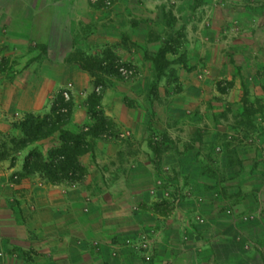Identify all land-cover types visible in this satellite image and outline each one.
<instances>
[{
  "label": "crops",
  "instance_id": "1",
  "mask_svg": "<svg viewBox=\"0 0 264 264\" xmlns=\"http://www.w3.org/2000/svg\"><path fill=\"white\" fill-rule=\"evenodd\" d=\"M206 8L214 11L210 30L192 37L191 23L200 26L192 12ZM180 28V50L164 55L182 57L174 63L178 95L162 111L157 103L127 106L106 89L100 109L119 136L93 140V152L79 158V182L23 173L28 153L57 144V134L17 151L12 163L0 160V264H264V101L251 118L255 144L240 141L221 112L239 107L243 92L264 98V0H114L109 9L88 0H0V138L19 136L14 125L25 115L49 113L63 89L72 102L63 129L86 126L82 97L92 77L67 59L108 48L146 75L155 72L149 55ZM158 80V90H170ZM150 134L164 140L159 165ZM164 167L203 201L162 209L149 192ZM196 213L203 223L194 224ZM142 230L153 233L150 262L133 249Z\"/></svg>",
  "mask_w": 264,
  "mask_h": 264
},
{
  "label": "rangeland",
  "instance_id": "2",
  "mask_svg": "<svg viewBox=\"0 0 264 264\" xmlns=\"http://www.w3.org/2000/svg\"><path fill=\"white\" fill-rule=\"evenodd\" d=\"M193 5H199L201 3L204 2V0H191ZM193 17L199 18L200 19V26L199 24H195L194 22L191 23L192 24V28H190V31L192 32V37L196 34V32L201 29L204 30V32H208L210 30V23H209V18H211L212 13H214L213 10L210 11L209 8L205 9H201V10H197V11H193ZM213 29V28H211ZM182 31L183 28H180L179 30L177 29L176 32H171V34L173 35H167L169 37H166L165 41L161 43L159 50H165L166 52H175L180 50L181 48V38H182ZM193 41L192 43H194V39L191 40ZM219 43V42H218ZM106 51H111L110 49L106 48L103 49L101 56L103 55V53H105ZM112 52V51H111ZM158 52V50L155 52H153L154 54H150L148 59L149 62H151V64H153V58L155 56V54ZM113 53V52H112ZM114 54V53H113ZM115 55V54H114ZM101 56H96V57H101ZM86 57H91V56H86ZM115 57L120 61V59L115 55ZM84 59L85 57H82L80 55V53L76 52L72 54V58L71 59H67V61H74V60H78V59ZM168 64L163 61L162 66H156V70H154L155 72H150L148 74H140L137 71V68L133 65H131L130 63H123V68L127 70L126 74H122L121 72H119L118 70V74H101V73H95V75L92 77V89L91 92L89 93V95L85 98L82 97L84 100V103L86 104V109L89 105H91V102H94V110L98 111L100 109V104H99V98L101 97V95L104 93V91L106 89H110L114 92H116L120 97L123 98L124 103L127 106H134V104L138 105L139 107H143L145 106V104H149V106H151L153 103H157L158 107H160L162 109V111L164 110V107L166 106L168 101V97L170 96V98L172 97V101L176 98V96L179 93V74L177 72L174 66V63H178V64H182V57H178L176 59H168ZM121 62V61H120ZM79 63V62H78ZM201 62H198V64H200ZM80 64V63H79ZM176 64V65H178ZM153 65V69H154ZM116 66H114L115 68ZM204 67V66H202ZM196 69V67H195ZM197 70V69H196ZM195 70V72H196ZM161 73L163 74V76H161L160 78H157V73ZM140 74V75H139ZM203 75L205 76V72L204 70L201 72L200 75L196 76V78H198V80H202ZM137 78H138V86H137ZM160 79V80H158ZM161 81L163 84H170L169 88L170 90L164 89V90H158L157 89V85L156 82ZM140 81H142L141 83H139ZM136 84V85H134ZM218 87L220 90L225 91L227 89V86L229 85V82L227 81H217ZM164 86V85H162ZM62 91H66L68 93L69 98L68 99H64L65 102L70 103V106L72 104L71 102V91L67 90V89H63L58 91L51 104L56 100L57 94ZM246 99V103H247V107H249L250 111L253 112L254 114L252 115V117L258 113L262 112L263 109V105L262 102L264 101V98L261 99H254L253 101L248 100L247 96H246V92H243L242 94V98L240 99V106L239 107H231V106H224L221 108V112L227 114L229 116V120H230V124L231 125H235V129L240 130V137H242V140L240 139V141H244L245 143L248 144H255L256 142V138L254 136L253 133H255V129L257 128L258 125H255L252 123V117L249 119V122H247L244 113H243V99ZM60 106V105H59ZM153 106V105H152ZM152 106L150 107L152 110ZM71 110V107H70ZM62 113H66L67 112V108L63 109L61 111ZM103 113V112H102ZM146 113L148 116H150L151 111L146 110ZM88 116V113H87ZM89 123L86 126L83 127H88L89 125H91L93 123V119L89 118ZM111 122V121H110ZM112 123V122H111ZM113 125V123H112ZM149 132L151 133L152 131L149 130ZM252 133V134H250ZM119 132L117 133V131L114 128L113 125V129L111 130V132H107V139L108 138H116V135H118ZM119 136V135H118ZM10 138H16V137H6L3 140H1V142L6 144V149H12L13 146L9 143ZM151 144V146L155 145V146H159L162 150L163 148V144H164V140L162 138V136L158 135V134H150L149 136V145ZM150 146V147H151ZM45 148H50L49 145H47L46 147L41 146V149L44 150ZM152 150V149H151ZM0 151L2 152V149L0 148ZM153 153V151H152ZM161 152L158 155H155L153 153V157H152V163L155 165H159V161L161 159ZM178 171L176 170L175 172L170 171V169H167V167H164L163 170L160 171V173L158 172L159 176H157L154 180V185L153 188L150 190L149 195L151 198H157L158 196H160V203H158V205L162 208L165 209V211L167 210H173V209H177V207L185 200L190 199V198H194L196 201V203H201L203 200L201 197L199 198H195V196L193 197V195L191 194V192L187 191L185 189V187H183V179H184V175L181 176L182 178H178ZM181 182H179L178 181ZM192 220H190L189 222L191 223ZM204 219L202 218V216H200L198 213H196L195 217L193 218V222L194 224H200L203 223ZM184 235V234H183ZM132 239V243L134 242H140V243H144L146 244L145 248H139L141 251L137 250L136 253H140L142 254V258L145 262H150L152 259V254H153V247H154V241H153V233L151 234L149 232V230L145 231H139L137 234H135V236ZM184 240V237H183ZM131 243V242H130ZM139 243V244H140ZM134 249V248H133ZM134 251H136L134 249ZM149 256V259H145L143 256Z\"/></svg>",
  "mask_w": 264,
  "mask_h": 264
},
{
  "label": "trees",
  "instance_id": "3",
  "mask_svg": "<svg viewBox=\"0 0 264 264\" xmlns=\"http://www.w3.org/2000/svg\"><path fill=\"white\" fill-rule=\"evenodd\" d=\"M165 53V50L158 49L153 58L154 70H156V66L160 68L163 61L168 64V61L164 58ZM77 61L80 63L81 68L89 72L91 77L95 73L117 75L118 68L124 65L111 51H106L101 57H85ZM114 66L116 67L114 68ZM161 76L163 74L158 72L157 78ZM242 103L245 104L243 106L244 116L249 122L254 113L246 106L245 97ZM94 106L92 101L86 109L89 118L93 119L91 125L80 127L76 131L65 130L63 126L70 119L71 106L70 103L64 101L59 92L56 100L51 104L49 113L42 116L27 114L17 125H14L19 132V136L10 138L9 143L13 146L12 149H6V144L1 142L4 138H0V148L2 149L0 160L10 157L12 163L15 160L14 154L17 151L33 142L42 141L57 134V144L52 145L46 151L36 148L28 153L23 164V173H38L50 184L79 182L86 172L79 162V158L84 154L93 152V140H106L107 132H111L113 129L110 120L103 115L102 111L94 110ZM65 108H67V112L62 113L61 111ZM151 149L155 155L161 152L159 146L152 145Z\"/></svg>",
  "mask_w": 264,
  "mask_h": 264
},
{
  "label": "built area",
  "instance_id": "4",
  "mask_svg": "<svg viewBox=\"0 0 264 264\" xmlns=\"http://www.w3.org/2000/svg\"><path fill=\"white\" fill-rule=\"evenodd\" d=\"M89 1V3L91 4V5H94V6H97V7H99L100 9H109V8H111L112 6H113V4H114V0H88ZM118 70H119V72H121L122 74H126L127 73V70L126 69H124L123 68V66L122 67H120V68H118ZM61 94H62V96L64 97V99L66 98V99H68L69 98V96H68V93L66 92V91H62L61 92ZM13 178H15V176H13ZM140 242L138 241H136V242H134V249L135 250H139V251H141L139 248H145V246H146V244H144V243H140ZM145 259H149V256L148 255H146V256H143Z\"/></svg>",
  "mask_w": 264,
  "mask_h": 264
}]
</instances>
